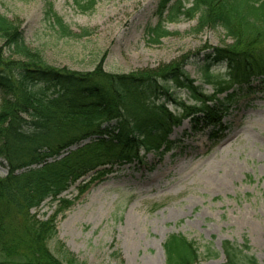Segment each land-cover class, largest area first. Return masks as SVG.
<instances>
[{"label":"rangeland","instance_id":"rangeland-1","mask_svg":"<svg viewBox=\"0 0 264 264\" xmlns=\"http://www.w3.org/2000/svg\"><path fill=\"white\" fill-rule=\"evenodd\" d=\"M158 1L100 0L84 13L73 0H0V12L17 23L27 46L53 67L86 73L102 64L108 73L126 74L158 70L190 56L186 72L213 93L215 84L224 85L226 68L213 67L212 83L201 81L200 52L233 42L221 28L197 31L198 20L184 16L163 20L161 29L168 34L156 41L152 28L160 22ZM50 7L75 35L56 31L47 18ZM84 30L89 35H82ZM247 33L241 34L243 44L264 47ZM0 47L7 50L1 40ZM176 92L194 104L186 89ZM239 96L222 120L230 124L226 135L216 143L208 134L214 126L194 130L186 118L174 127L173 146L162 156L150 152L144 164L115 165V172L81 194L79 186L90 175L72 184L62 195L71 203L57 217L51 251L86 264H167L165 242L180 234L199 248L197 264H222L226 240L240 246L247 241L250 253L264 264V92L245 90ZM168 108L180 111L172 104ZM6 174L0 160V176ZM56 207L47 200L31 213L45 221Z\"/></svg>","mask_w":264,"mask_h":264},{"label":"trees","instance_id":"trees-1","mask_svg":"<svg viewBox=\"0 0 264 264\" xmlns=\"http://www.w3.org/2000/svg\"><path fill=\"white\" fill-rule=\"evenodd\" d=\"M99 1L73 0L84 13ZM156 12V41L168 34L162 21L180 16L196 18L197 31H224L233 43L208 46L197 63L201 81L210 83L213 67L225 66L224 85L215 84L213 93L197 85L185 70L190 56L126 74L108 73L102 64L86 73L56 68L0 12V40L7 47H0V160L7 165L0 176V264H86L73 255L60 258L49 246L58 215L71 203L62 195L72 184L90 175L79 186L81 194L115 172V165L144 164L150 152L162 156L173 146L174 127L186 118L194 130L214 126L208 134L216 143L226 135L230 124L222 120L239 95L264 92V47H248L241 36L246 30L264 45V0H159ZM47 18L63 37L75 35L52 7ZM182 88L194 104L181 100L176 89ZM169 104L180 111H170ZM47 200L57 202V209L41 221L31 211ZM222 249V264H259L247 241L240 246L226 240ZM165 251L167 264H197L201 258L196 243L180 234L167 238Z\"/></svg>","mask_w":264,"mask_h":264}]
</instances>
